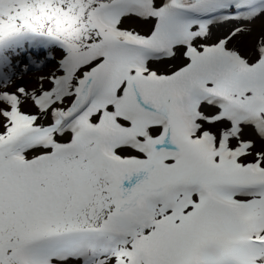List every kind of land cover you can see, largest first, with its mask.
I'll return each mask as SVG.
<instances>
[{
    "label": "snow or ice",
    "instance_id": "6c2138e0",
    "mask_svg": "<svg viewBox=\"0 0 264 264\" xmlns=\"http://www.w3.org/2000/svg\"><path fill=\"white\" fill-rule=\"evenodd\" d=\"M0 264H264V0H0Z\"/></svg>",
    "mask_w": 264,
    "mask_h": 264
}]
</instances>
